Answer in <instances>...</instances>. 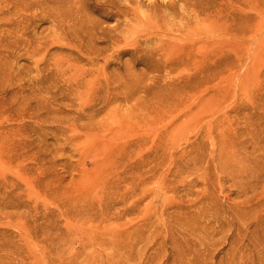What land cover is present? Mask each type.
Masks as SVG:
<instances>
[{
    "label": "rangeland",
    "instance_id": "374dc122",
    "mask_svg": "<svg viewBox=\"0 0 264 264\" xmlns=\"http://www.w3.org/2000/svg\"><path fill=\"white\" fill-rule=\"evenodd\" d=\"M0 264H264V0H0Z\"/></svg>",
    "mask_w": 264,
    "mask_h": 264
},
{
    "label": "bare ground",
    "instance_id": "6f19581e",
    "mask_svg": "<svg viewBox=\"0 0 264 264\" xmlns=\"http://www.w3.org/2000/svg\"><path fill=\"white\" fill-rule=\"evenodd\" d=\"M168 8V7H167ZM167 8H165V9H167Z\"/></svg>",
    "mask_w": 264,
    "mask_h": 264
}]
</instances>
